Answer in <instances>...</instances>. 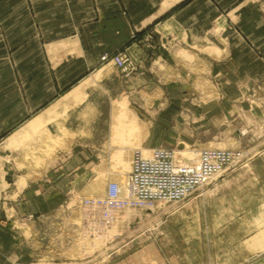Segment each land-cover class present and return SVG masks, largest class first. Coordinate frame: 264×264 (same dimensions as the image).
<instances>
[{"label": "rangeland", "instance_id": "374dc122", "mask_svg": "<svg viewBox=\"0 0 264 264\" xmlns=\"http://www.w3.org/2000/svg\"><path fill=\"white\" fill-rule=\"evenodd\" d=\"M46 1L48 11L39 15L52 30L49 38H70L77 20L107 10L110 2L124 8L133 1L138 17L153 13L144 39H158L163 17L156 19L157 13L175 0ZM29 2L0 0V39H29ZM253 5L240 17L229 14L226 23L224 17L216 21L226 13L208 3L199 16L202 23L208 17V39L147 60L153 69H147L145 83L125 84L113 99L110 139L101 140L98 155L86 154L87 143H81L84 154L72 156L66 134L48 147L44 138L13 139V131H0V264H264V0ZM118 54L129 58L130 74L102 60L107 69L117 70L123 81L136 78L133 56L118 51L104 58ZM23 61L21 76L14 77L12 58L0 53V106L12 107L15 94L28 89ZM104 118L94 124L102 135ZM154 149L173 151L176 164L192 165L205 150L234 152L237 159L181 203L126 209L107 227L91 223L84 200L104 199L110 184L125 196L135 153ZM75 158L81 163L56 172L58 164ZM23 179L34 180V187ZM217 180L224 182L208 195L205 188ZM22 196L30 202L16 203ZM216 209H233L236 216L213 220V229H228L221 237L208 235V212ZM251 254L257 257L250 262Z\"/></svg>", "mask_w": 264, "mask_h": 264}, {"label": "crops", "instance_id": "0c3cea01", "mask_svg": "<svg viewBox=\"0 0 264 264\" xmlns=\"http://www.w3.org/2000/svg\"><path fill=\"white\" fill-rule=\"evenodd\" d=\"M253 1L255 0H225V6L219 7L218 0H175L168 9L157 13L156 19L163 17L162 22L161 19L157 22L158 39H144L153 13L147 12L146 16L138 17L132 8L133 1L124 5V8L118 7L116 2H110L107 10L101 12L97 9V15L73 23L74 31L70 38L52 39L49 38L52 34L50 26L43 20V16L39 15L48 11L49 3L46 0H30L29 39H0V53L13 60L14 77L21 76V64L24 60V73L28 81V89L23 88L15 94L12 107L8 103L0 106V125H7L0 127V131H13V139L24 135L35 141L44 138L47 140L45 144H52L47 145L48 147L63 139L66 134L67 138L72 139V156L78 157L84 152L92 156L98 155L102 146L101 140L110 139L108 126L111 122L113 99L117 94L123 93L125 84L145 83L147 69H153L147 60L156 62L165 57V52L170 49L190 48L197 39H208V17L205 14L204 23L199 17L202 12L207 13L208 3L218 12L226 13L217 17L216 21L224 17L227 23L229 14L236 15L239 12L237 16L240 17V13L254 6ZM202 4L204 7L200 6ZM134 33L135 39L132 38ZM118 51H125L135 58L139 67L136 78L123 81L117 70L107 69L109 64L103 63L102 60ZM98 75V81L92 79ZM95 97L98 99L95 100ZM103 106L106 107L104 113L99 111ZM99 116H104V123L107 124L103 135L94 126ZM81 143H87V146H84L87 151L81 152L82 150L78 149V146H82ZM60 153L58 151L56 155ZM70 163L81 162L76 158L69 162L64 161L58 164L56 172L68 170ZM5 168L2 169L4 181L5 176H8ZM15 172H18V169H15ZM12 178L21 179L22 176ZM23 180L27 188L34 187V180ZM219 180L205 188L208 195L215 192L220 183L224 182ZM230 195L231 193H228L227 197L222 198L224 203ZM24 200V204L29 203L31 197L22 196L15 202L19 204ZM226 210L220 213L218 209L208 212V235H225V230L228 229H213L212 222L236 217L233 209ZM17 211L21 214V207ZM245 212L247 213V207ZM30 213L31 211L27 212ZM225 213L228 215L225 216ZM218 257L220 258L219 255ZM256 257L253 254L248 255L247 261H254Z\"/></svg>", "mask_w": 264, "mask_h": 264}, {"label": "built area", "instance_id": "2783aa9c", "mask_svg": "<svg viewBox=\"0 0 264 264\" xmlns=\"http://www.w3.org/2000/svg\"><path fill=\"white\" fill-rule=\"evenodd\" d=\"M124 76L132 71L129 58L124 54L104 58ZM144 157L137 151L128 180V193L120 197L118 186L110 184L104 199H86L87 219L100 227L112 225L124 209H151L156 204H178L216 176L223 174L237 159L234 152L205 150L199 154L197 165H177L174 152L165 149L150 150ZM96 225V224H95Z\"/></svg>", "mask_w": 264, "mask_h": 264}, {"label": "bare ground", "instance_id": "6f19581e", "mask_svg": "<svg viewBox=\"0 0 264 264\" xmlns=\"http://www.w3.org/2000/svg\"><path fill=\"white\" fill-rule=\"evenodd\" d=\"M121 109H124L122 106H120L119 107V110H121ZM150 151H147V150H142V155L144 156V157H147V156H149L150 155ZM174 159H175V157H174ZM198 161H199V155H198V157H196V159H195V161L193 162V163H191L192 165H197L198 164ZM175 163H176V160H175ZM177 165H187V164H177ZM118 186V185H117ZM118 191H119V188H118ZM124 210H126V209H124ZM128 210V209H127ZM123 211V210H122Z\"/></svg>", "mask_w": 264, "mask_h": 264}]
</instances>
